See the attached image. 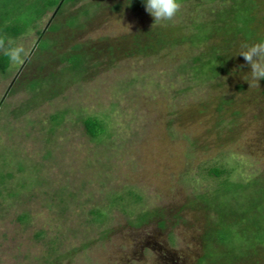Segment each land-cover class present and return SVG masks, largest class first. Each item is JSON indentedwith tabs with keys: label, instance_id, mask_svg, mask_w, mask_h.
Wrapping results in <instances>:
<instances>
[{
	"label": "rangeland",
	"instance_id": "obj_1",
	"mask_svg": "<svg viewBox=\"0 0 264 264\" xmlns=\"http://www.w3.org/2000/svg\"><path fill=\"white\" fill-rule=\"evenodd\" d=\"M74 1L10 38L29 55L0 74V264H199L214 225L205 264H264V80L238 55L264 41V0H181L166 24L144 0ZM147 31L165 43L146 50ZM201 56L218 67L192 77Z\"/></svg>",
	"mask_w": 264,
	"mask_h": 264
},
{
	"label": "trees",
	"instance_id": "obj_2",
	"mask_svg": "<svg viewBox=\"0 0 264 264\" xmlns=\"http://www.w3.org/2000/svg\"><path fill=\"white\" fill-rule=\"evenodd\" d=\"M4 2H5L4 3L5 7H8L11 4H13V5H12V7H10V9H8L6 11L8 16L7 15L3 16L4 11L2 9L0 10V15H1L0 19H3L1 26H0V34L6 36L8 38H11V39H16V38L26 34V32L29 30L30 25L32 27H36L34 23L37 19H39L41 17V14H43L42 7H45L46 9L54 10V20L57 21L59 16L65 10L63 7L64 6L69 7V5H71L72 3L76 2V1H74V0H41V1L37 0L36 3L38 2V4H37V6L34 5L35 12L33 15L34 17L32 16L31 21L26 20V17L23 16V12L18 17L9 16V12L13 13L12 11L15 10V6H17V8H19V9H21V8L18 5L14 4L13 0H4ZM4 9H6V8H4ZM48 30L57 31L58 28L55 26V24L53 22V24L48 28ZM46 33L47 32H45V31H41V32L38 31V34L40 35V39L38 41L39 44H41V42H43V37H45ZM145 35H147L148 37H151V38H149L150 39L149 45L145 46L146 50L150 46H160V45H163L165 43V41L160 40L158 36H154L153 34H151V32L149 33V31H147L145 33ZM165 37H166V35H165ZM209 38H210V36L207 35L205 40L201 39L202 43L207 41ZM198 39H200V37L198 36V38L196 39V33L193 32V34H192V36H190V38L185 37V38H182L180 41L184 42V41L188 40L191 44L197 45L196 42ZM176 41H179V40H176ZM176 41L174 40V43H176ZM40 46H42L43 48L46 49L45 45H40ZM37 50H38V48H37ZM214 56L215 57H214L213 61L216 62V60H217L218 61L217 63H220L219 67H218V64L215 65L212 60L209 61L207 59L202 58V56L194 59L192 65H190L188 67L192 77H194V75L197 74L196 72L199 68L204 66L208 69V65H212L214 69H216V67H218L217 68L219 70L218 74L221 71H223L224 68H223V64H221V63L223 60H225L227 58L224 59V57L220 56V55H214ZM211 62H212V64H211ZM74 63L79 64V63H81V61L77 62L74 60ZM10 68H11V64H10L8 58L6 56H4L2 53H0V74H2V75L6 74ZM36 80H40V79L36 78ZM33 81H35V80H33ZM17 82L21 83V81H17ZM25 82H27V84H28L30 81H25ZM29 88L32 90V94L36 96V94L38 93L37 88H39V87H37V84L30 85ZM60 117H62V115H56L53 117V119L56 122L55 124L60 123V122H58ZM83 124H84V127H85L87 134L91 138L97 139L102 134L105 133L106 128H105L104 122L102 120L98 119L97 117H89L87 119H84ZM208 174H209V176L219 178L222 175H224L225 172L223 170L218 169V168H211L208 170ZM225 181H227V180H225ZM260 188H261V186H260ZM260 188H259V190H260ZM257 213H260V209H258V208H257ZM257 221H258L257 222V232L259 233L258 239L260 240V242L262 244H264V229L262 228V223L259 220H257ZM219 226L220 227L222 226V228H223L222 224H220ZM211 229H212V231H214L213 229H216V225H214L213 228H211ZM212 231L210 232V230H209V232L207 233V236H206L207 246L205 249V254L199 260V264H205L207 260L211 261L212 251H216V250L217 251H223L222 245L226 241V239H225L226 237H225L224 232L220 230L221 232H217L216 234H213ZM215 246H218V247H215Z\"/></svg>",
	"mask_w": 264,
	"mask_h": 264
},
{
	"label": "clouds",
	"instance_id": "obj_3",
	"mask_svg": "<svg viewBox=\"0 0 264 264\" xmlns=\"http://www.w3.org/2000/svg\"><path fill=\"white\" fill-rule=\"evenodd\" d=\"M146 11L154 18L155 24L174 22L182 9L181 0H144ZM0 53L6 56L11 65H20L25 62L29 52L22 44L0 35ZM239 56H243L250 66V76L246 78L249 88L259 87L264 80V41L254 44H242Z\"/></svg>",
	"mask_w": 264,
	"mask_h": 264
}]
</instances>
